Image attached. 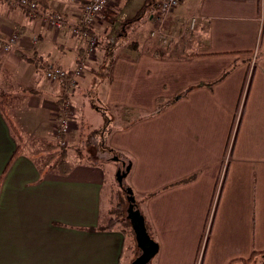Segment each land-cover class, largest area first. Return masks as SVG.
<instances>
[{"label":"crops","instance_id":"obj_1","mask_svg":"<svg viewBox=\"0 0 264 264\" xmlns=\"http://www.w3.org/2000/svg\"><path fill=\"white\" fill-rule=\"evenodd\" d=\"M85 1L37 0L40 13L66 18L61 29H52L41 15L29 18L0 0V41L18 34L8 52L0 50V61L12 73L10 93L27 96L11 119L26 138L43 144L32 156L25 149L17 155L1 183L0 264L131 263L123 234L97 229L108 172L73 156L66 175L37 161L55 154L52 145L58 144L54 117L61 86L44 77V68L83 64L64 136L65 147L75 149L84 142L76 114L85 102L78 90L105 72L107 49L115 59L104 75L110 79L104 107L130 106L142 114L106 133L105 144L133 161L127 179L137 198L133 209L158 246L149 264H229L264 251V0H184L161 25L153 7L128 34L136 50L116 30L124 21L112 0L91 27L98 45L89 57L86 37L72 34ZM157 26L164 37L151 39ZM111 34L115 45L107 42ZM175 97L147 116L158 99ZM16 148L0 112V174ZM253 264L263 263L257 258Z\"/></svg>","mask_w":264,"mask_h":264},{"label":"rangeland","instance_id":"obj_2","mask_svg":"<svg viewBox=\"0 0 264 264\" xmlns=\"http://www.w3.org/2000/svg\"><path fill=\"white\" fill-rule=\"evenodd\" d=\"M7 4L9 2L7 0H3ZM112 2V0H110ZM113 3H115V14H118L119 21H125L126 19H130L133 17V15L137 12V10L142 5V0H133V2L128 3L127 0H114ZM118 8V9H117ZM153 10L152 7L147 8V13H150ZM169 14V13H168ZM167 16V15H166ZM165 18V17H164ZM161 17H157L158 22L161 25L164 23L163 19ZM163 26V25H162ZM162 26H157L155 29H152L149 32V36L151 39H157V34L159 30L162 28ZM143 30L147 29L149 30V26L146 24L142 25ZM118 30V26L116 28ZM155 30V35L152 36L151 32ZM163 32V31H162ZM164 34V32H163ZM111 40H109L112 45H115L116 43V35L111 34ZM166 39V37H165ZM171 40V39H170ZM172 42H177L176 37H174ZM164 52H167V46L164 45ZM168 58L166 56L164 59ZM169 60H173V56L169 57ZM31 68H33V65L31 63H27ZM96 83H93L91 87L88 85V87H79V90L81 91L78 93V98L84 99L83 102H85V105L83 108H78V113L76 114L78 117H80L81 120V129L83 134V139L87 141V144L80 145L81 148V158L84 159L83 163L87 161L95 162L96 164H99L102 169L108 172L110 176V183H108V186L105 191V198H104V215H103V221L105 218H107L110 213L113 215L118 214V211H115L114 205L116 203H121L122 207L120 210V213H125L126 208V197L123 193L120 192V186L118 183V175H117V162L114 160H111V155L102 152L100 143L98 141H103V139H100L99 135H97V131L102 129L105 130V134L112 131H118V128L123 127L127 125L128 123H132L134 121V118H139L142 114L141 111H136V108L126 106V107H118L114 108L112 107L111 110L107 111L104 107L105 105L103 102H105V94L109 91V83L110 79L107 76H100L97 75ZM95 85V87H93ZM101 87V88H100ZM15 86L11 85L10 87L8 85L0 84V93L1 92H9L11 89H14ZM81 92H83V95L85 97L81 96ZM14 93V92H13ZM25 93V92H20ZM17 93V94H20ZM97 93L98 99L95 96ZM101 95V96H100ZM79 98V99H80ZM162 100V99H161ZM102 102V103H101ZM160 104H163V101H156L155 102V109L160 106ZM25 110V109H24ZM79 114V115H78ZM79 127V122H77ZM97 135V136H96ZM106 138V137H105ZM108 140V136L106 138V142ZM57 142V141H56ZM59 145V144H58ZM61 147V146H60ZM55 149L58 151L57 147ZM70 153H73L74 151L72 149L69 150ZM68 152V153H69ZM103 154V155H102ZM72 156V155H71ZM69 155L70 161L73 163V159ZM42 165L45 163L49 164L50 159L49 157H45L43 160H41ZM107 200V202H106ZM114 203V204H112ZM122 229L125 231L126 234V244L124 246V257L125 261L130 262L139 254V240L136 238V234L134 230L132 229L131 222L127 221L125 223L121 224ZM263 263V259H260ZM130 264V263H129ZM151 264H154V260Z\"/></svg>","mask_w":264,"mask_h":264},{"label":"trees","instance_id":"obj_3","mask_svg":"<svg viewBox=\"0 0 264 264\" xmlns=\"http://www.w3.org/2000/svg\"><path fill=\"white\" fill-rule=\"evenodd\" d=\"M149 7H156L155 9L157 10V2L156 0H144L142 7L136 12V14L128 19L125 20L122 24L118 25V32L120 34V36L125 40V43H127V48L129 49H137L136 47V43L135 42H130L129 39V32L132 30V28L135 27V25H137L143 18L144 13L147 11V8ZM88 34H91V30L88 31ZM110 37V36H109ZM107 36V39L109 38ZM110 42V41H107ZM111 44V43H110ZM109 48V47H108ZM162 53V52H161ZM163 54V53H162ZM161 57V56H158ZM114 56H112L109 52V49H107V52L105 54V60L104 63H106L107 65V72L105 70V72H101L98 73L100 76H104L107 74H109L111 67L113 66V61H114ZM97 74V75H98ZM12 80V73L10 72V70L6 67H4L2 61H0V84L3 85H8L9 87L12 84L11 82ZM25 95H14L12 93L9 92H1L0 93V112L3 115L5 121L7 122V125L11 131V134L13 135V137L15 138L16 142H17V148L15 150V152L13 153L11 159L9 160V162L7 163L5 169L3 170V172L0 174V186L1 183L3 181L4 176L6 175L8 169L10 168L12 162L15 160V158L17 157V155L19 154H23V150H27L29 151V155L32 156L33 153V149H37L40 150L43 147L42 143H39L38 141H30V139L26 138L19 130L18 128L15 126V124L13 123L12 119H11V111L12 109H14L15 107L20 106L25 100H26ZM176 100L175 98H172L170 100H166L163 101L161 99H158L157 101H163V104H160V106H158V108L156 110H154L153 113L148 114L147 116H152L160 111H162L163 109H165L166 107H168L169 105H171L172 103H174ZM137 118H134V120L136 121ZM133 121V122H135ZM97 135H99L100 139L104 140L103 141H98L100 143V147L102 150V152H105L109 155H111V158L117 157L118 161H117V166L120 169V173H125L126 176L125 178L121 181V183L119 184L120 186V192L124 194V196L126 197V208H125V213L121 214L120 210H121V203H116L114 205L115 211H118V214H115L112 216V214L110 213V215L105 218V220L103 221L102 219L100 220V224L98 225L97 229L98 230H117L119 232H121L124 236V246L126 244V234L125 231L122 229L121 224L125 223L127 221L130 222L129 219V213H128V209H129V205H131V202H133V204L135 203V201L137 200L136 196H134L133 192L131 189H129L128 187V176L132 170L133 167V161L128 158L127 156H125L124 154L117 152L116 150L106 146V138H105V130H98ZM96 135V136H97ZM87 144V141L84 140L83 145ZM39 145V148H38ZM55 147H57L58 151L56 150L55 154H50L48 155L49 159H55L52 166L49 167V164L45 163L43 165V168H45V170L47 171H52L53 169L56 170V172H58L61 175H66L68 174V172L71 170L73 163L70 161L69 159V155L68 152L70 149H72L71 147H60L58 144L57 145H52V148L55 149ZM74 152L70 153V156L72 155L73 157H75L80 163L84 161V159L81 158V148L80 147H76L75 149H72ZM45 157H41L39 156V159H37V161L41 162V160H43ZM87 163L90 164H96L95 162H91L90 160L87 161ZM133 200V201H131ZM114 204V203H112ZM146 231L148 233V235L151 237V233L148 232V227L146 224ZM94 230V229H92ZM263 259L264 260V251L262 252H253L248 258L246 259H241V260H235L233 262H230L229 264H253L254 261L256 259ZM264 264V261H263Z\"/></svg>","mask_w":264,"mask_h":264},{"label":"built area","instance_id":"obj_4","mask_svg":"<svg viewBox=\"0 0 264 264\" xmlns=\"http://www.w3.org/2000/svg\"><path fill=\"white\" fill-rule=\"evenodd\" d=\"M11 7H19L28 13L29 18H34L41 15L42 21L52 29H61L66 21V18L58 12L40 13L38 10L37 0H7ZM184 0H159L157 2V9L159 15L164 18L168 13L176 9ZM110 0H86L79 9V16L76 24L72 27V34L76 38L86 37V55L93 56L98 45V39L93 34H88L91 27L105 15L106 8ZM194 18L191 20V27H193ZM155 30L151 35H155ZM164 37L162 29L159 30L157 37ZM18 41V34H10L6 40L0 41V50L8 52L11 47ZM36 41V37L32 38ZM44 77L51 81L59 83L60 88V103L57 107L54 122H55V137L57 143L61 147L67 145L64 139L65 134L70 128L71 119L73 116V106L71 104V96L73 95L79 78L83 72V64L77 63L71 70H65L55 65H48L44 68Z\"/></svg>","mask_w":264,"mask_h":264},{"label":"water","instance_id":"obj_5","mask_svg":"<svg viewBox=\"0 0 264 264\" xmlns=\"http://www.w3.org/2000/svg\"><path fill=\"white\" fill-rule=\"evenodd\" d=\"M111 160L118 161L117 157L112 158ZM118 183L125 178V173H120V170L117 171ZM133 201V200H131ZM133 202L129 205L128 213L129 219L132 225V229L136 234V238L139 240V254L131 261L130 264H149L151 260L155 257L158 251L157 244L150 238L146 231L143 217L138 214L134 209Z\"/></svg>","mask_w":264,"mask_h":264},{"label":"flooded vegetation","instance_id":"obj_6","mask_svg":"<svg viewBox=\"0 0 264 264\" xmlns=\"http://www.w3.org/2000/svg\"><path fill=\"white\" fill-rule=\"evenodd\" d=\"M138 252H140V251L138 250Z\"/></svg>","mask_w":264,"mask_h":264}]
</instances>
